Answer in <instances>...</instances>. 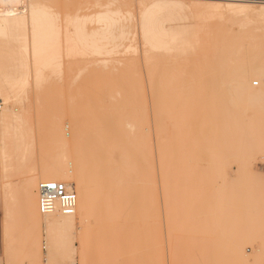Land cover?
I'll use <instances>...</instances> for the list:
<instances>
[{"label":"rangeland","instance_id":"374dc122","mask_svg":"<svg viewBox=\"0 0 264 264\" xmlns=\"http://www.w3.org/2000/svg\"><path fill=\"white\" fill-rule=\"evenodd\" d=\"M79 1L82 0H78L76 5H69L74 2L72 0L65 5L64 0H59V3L45 7L60 31L58 52L63 57L60 67L63 72L58 79L50 81L52 91L58 88V94L38 95L29 84L23 86L28 64L24 75L16 79L17 68L24 56L21 53L17 55L23 41L20 37L27 46L30 27L11 32L4 40V35H0V66H4L6 78L10 79L5 81L0 76V84L4 87L1 92H6L0 97V113L14 118L6 123L5 129H8L3 135L8 140L5 164H10V168H4L5 164L0 160V264H5L7 259L2 219V199L7 191L6 185L14 186L15 189L20 186L22 176H17L15 165L28 171L61 155L60 151L53 149L48 131L52 122L57 120L65 129L63 133H71L72 127L64 111L68 89L74 92L75 108L82 107V102L86 100H90L91 105H96L99 100L102 106L110 107L108 92L98 90L94 82L85 79L89 66L94 64L87 62L95 58L112 61L108 66H113L114 76L122 79L112 87L119 91L118 95L113 94L114 99L118 103L127 100L129 104L120 103L117 106L130 111L136 109V116L144 121L143 125L136 126L128 134L131 141L123 145L124 151L115 153L117 176L132 184V189L140 187L142 174L146 173L147 201H150L144 215L128 211L119 216L118 236L128 243L124 246V256L121 255L123 261L130 258L141 264H264V117H258L252 110L238 108L237 98L231 94L233 81L229 72L232 68L219 63L211 46L212 34H218L219 38L224 39L223 43L228 41L229 32L233 33L232 38L241 36L239 27L232 24L228 16L237 14V11L229 12V9L246 6L259 8L264 7V3L261 0H255L256 3L250 0L248 4L236 0H87L93 1L94 7L89 2L86 6V0H83L85 6ZM97 2L105 3L110 9H121L123 15L120 19L124 21V26L133 27L131 32L136 30L135 36L123 43V47L128 46L125 53L120 51L119 54L100 58L72 55L70 58L69 46L74 43L70 42V38L75 28L72 18L90 14L89 18L94 20L95 8L99 7L98 11L104 6H99V3L96 5ZM252 14L249 13L251 20L246 18L249 23L256 21ZM65 20L68 26H65ZM144 23L160 26L165 33L151 40V48L156 51L151 73L154 84L157 86L161 79L165 81V76L176 75L174 86L156 89L155 96L150 93L143 66L142 39L139 34L140 26ZM87 27L91 29L98 26L92 21L87 23L85 30ZM254 32L257 33L255 35L262 33L261 30ZM246 42L248 40L243 39L242 45ZM16 55L17 60L14 59ZM121 61L137 62V67L127 70L119 67ZM180 61L187 65L179 66L172 73L169 70L172 66L170 63L180 64ZM255 83H252V87L258 89L260 84L254 86ZM159 94L160 97H157ZM156 99L162 101L158 113L153 110ZM181 100L188 102L184 104L186 110L182 107L185 114L179 111ZM221 100H226L224 109L217 102ZM116 102L112 100L111 103ZM222 111H226L224 118H221ZM155 123L161 128V146H158ZM140 132L146 137L144 149L141 141L136 139ZM20 192L14 191L13 194L16 197L14 210L18 218L14 228L23 232L33 225H30L31 221L27 222L28 214ZM131 197L134 200L135 195ZM87 224L92 236L91 245L96 248L91 260L99 259L94 261L96 264H112V261L114 264L117 258L112 254L110 240L97 235L94 219H89ZM40 230V264H48L44 261L47 246ZM234 245H241V258L231 253ZM74 246L78 248L79 245L74 242ZM129 250L130 253H127ZM18 254L12 256L13 264H25L23 257ZM76 258L75 264H79ZM62 264L70 263L65 258Z\"/></svg>","mask_w":264,"mask_h":264},{"label":"bare ground","instance_id":"6f19581e","mask_svg":"<svg viewBox=\"0 0 264 264\" xmlns=\"http://www.w3.org/2000/svg\"><path fill=\"white\" fill-rule=\"evenodd\" d=\"M64 1L65 5L66 3L71 2V0ZM72 1L74 2H71L69 5H76L78 3V0ZM230 1L233 2L232 0ZM236 1L238 3L248 4V1L250 0ZM253 1L255 2V0ZM79 2L84 5L83 0ZM88 2L92 3L95 7L93 1ZM88 2L86 6H88ZM256 2H258V0ZM261 2L264 3L262 0ZM261 2L259 3L260 5ZM57 3H59V0H0V35H4L5 37L13 31L19 32L30 27V36L28 35L29 39L27 41V46L24 45L25 40L22 36H19L23 41L19 45L21 51L18 48L20 52L17 50L19 53L17 55H20L21 53V56H24H22L23 59L21 65L17 68L16 79L24 75L25 66L28 64L29 69L27 71L28 74L26 75V83H24L23 86L29 84L31 89L35 91V94L38 95H49L51 93L53 96L54 93L58 94V88L57 90L52 91L50 81L54 78L58 79L59 75L63 72L62 68H60L61 63H63L61 60L63 57H60L58 52L60 31L55 24H53L55 21L53 20V16L49 14L45 8L46 6ZM98 3L99 6L105 4L97 2L96 5ZM98 8L99 7L95 8L96 18L94 17V20L89 18V16H91L90 14H88L89 16H75L72 18V23L75 25V28L74 34L72 38H70V42L74 43L69 46V57L72 55H87L89 57L91 56V58H98L103 55L119 54L120 51L121 53H125L128 48L127 45L123 47V43L128 39H132L135 36L136 30L131 32L133 27L124 26V21L122 22L120 19L122 14L121 9H110L106 7V5L97 11ZM233 10L237 11V14L228 16L232 24L239 27L241 36H239V38H232L233 33L229 32L228 41L223 43L224 39L219 38L217 36L218 34H212L211 46L219 58V63L223 67L232 68L229 72V76L233 81L231 94L233 97L237 98V104H239L238 108L244 109L243 111L246 109L248 111L252 110L258 117H264V7L259 6V8H254L246 6L229 9V12H232ZM126 11L127 10H125V12ZM249 13H253L252 15L256 17V19H254L256 21H250V23L249 21L247 22L246 18H249ZM65 21V26H68V21ZM92 21L98 27L89 29L90 26L88 25L89 28L87 27L85 30L87 23L90 24ZM251 22L253 23L251 24ZM256 30H261L262 33L260 34L259 32L258 35H255L257 34L254 32ZM164 34L165 33L160 26H149L146 23L140 26L139 35L142 39L143 66H145L149 82L148 87L153 96H155L156 89L173 87V84L176 82V75L171 74L165 76V81L161 79L160 83L156 86L151 77L156 60L154 57L156 51L151 48V40H155L159 35ZM234 35H237V33H234ZM4 37L1 38L4 40L6 39V37ZM243 39L248 40V42H246L247 44L242 45ZM66 44L67 43H65V45ZM62 48L64 49V47ZM63 49L62 51H64ZM3 52L4 51L1 53ZM14 59L17 60L18 56ZM109 62L111 63L112 61ZM109 62L108 60L101 61L96 58L89 60L87 63L90 65L91 63L94 64L91 65L92 67L88 65L89 71L86 72L88 73V76L85 79L91 83L94 82V85L98 90L108 92L111 100L109 102L110 107L102 106L101 101L99 100L96 102V105H91V101L86 100L84 103L82 102V107L78 108L75 105V108L73 107L74 92L71 91L72 89L67 88L68 100L64 111L66 113L65 115L68 116V121L72 127L71 133H63L64 128L62 125L58 124L57 120L52 122L48 131L49 134L47 133L52 146H54L53 149L55 148L57 152L60 151L61 155L57 157L54 156L50 161L43 162L28 171H24V168L15 165L17 176H22L19 184L20 186H16L17 190L14 186L6 185L7 191L2 199L3 236L5 240L3 241V244L6 242L5 253L7 255L5 264H13L12 256L14 257L17 253L23 257L22 259H24L23 261H25V264H40L41 250L39 246L40 237L38 236L39 228H41L40 231L44 235L43 240L46 242V259H44V261H47L48 264H62V261L65 258L69 260L70 264H75L77 261L76 257H78L79 264H96L99 259H95L94 261L96 262L91 260L92 254L96 248L94 249L91 245L90 237L92 236L87 228V222L91 218L97 223V235L99 234L98 236L101 235L104 239L107 238V240H110L112 254L117 258L116 261L113 257L114 262L116 261L114 264H141V262H134L130 258H127L125 262V260L123 261L121 258V255L124 256L125 254L124 246L128 245V243L127 241H122L119 237L120 235L118 236V219L122 213L128 211H135L140 215H144L148 209L147 204L150 202L147 201L148 179L146 173H143L140 187L137 189L133 187L132 189V184L118 178L114 163L115 153L118 151L123 152V145H126L129 140L131 141L128 134L134 131L136 126L143 125L144 121L142 122V119L136 116V109L130 111L127 108L117 106L120 103L129 104V101L123 100L120 103L115 101L113 94L118 95L119 91L112 89V87L116 81L122 79L121 77L114 76L115 73H113L112 70L113 66L109 67ZM121 62L119 65H122L119 67H125L127 70L131 67H137V62L134 61ZM96 63H101L102 66H95L99 65ZM170 64L172 66L169 70H171L172 73L173 71H177L179 66L187 65L184 61L180 64H177L176 62ZM2 67L4 66H0V76H2L5 81L10 80L6 78L5 71ZM71 75L74 76L72 73ZM254 81H256L254 86L260 84L258 89L252 87ZM1 88L4 90L3 84H0V92ZM60 91L62 90L60 89ZM4 92L5 91H3V93ZM3 93H0V97ZM8 93L6 95H8ZM176 95L178 94L176 93ZM157 97H160V94ZM112 100L116 103H111ZM160 102H162L160 99H156L153 102V110L157 113L161 110ZM217 102L219 105L223 106L222 109H224V106H226L224 102H226V100ZM180 103L181 107H179V111L183 112L186 110V105L184 104H188V102H186V100H181L179 101V104ZM182 107H185V110L182 109ZM98 113L100 114L98 115ZM183 113L185 114L186 112ZM220 114L222 116L221 118H224L226 111H222ZM11 120H14V118H11L10 115L4 112L0 113V160L3 165L5 164V156L8 149V140L6 138L4 139L3 135L8 129H5L6 123ZM155 129L158 136V146H161L160 136L162 132L157 123H155ZM137 134L138 137H136V139L141 141L144 149L146 137H144L141 132ZM179 140H181V138ZM101 156L102 159L100 158ZM5 166L6 168H10V164L7 165L6 163L4 168ZM112 169L114 172H112ZM213 174L215 175L214 172ZM49 180L63 182L69 188L74 190L76 193V210L73 215L63 216L58 213H41L39 199L36 193L37 185L39 182ZM19 190L21 191L19 194L22 196V201H24L22 203L25 204V211L28 214L25 215L30 219H27V222L31 221L30 225H33V227L28 228L30 230L27 229L23 232L22 230L19 232L18 229L15 230L14 228V224H16L15 222L18 218L14 210L16 197L14 198L13 194L14 191L19 192ZM132 194L135 195L134 200H132ZM17 241L19 242L16 243ZM74 242L78 243V248L74 246ZM127 253H130V250ZM231 253L237 258H241L243 256L241 245H234L231 249Z\"/></svg>","mask_w":264,"mask_h":264},{"label":"built area","instance_id":"2783aa9c","mask_svg":"<svg viewBox=\"0 0 264 264\" xmlns=\"http://www.w3.org/2000/svg\"><path fill=\"white\" fill-rule=\"evenodd\" d=\"M42 214L70 216L76 210V193L60 181H42L36 190Z\"/></svg>","mask_w":264,"mask_h":264}]
</instances>
